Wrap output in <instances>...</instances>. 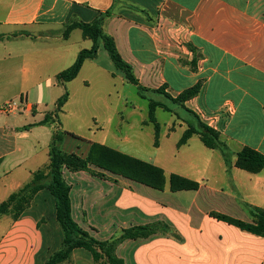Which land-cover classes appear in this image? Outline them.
<instances>
[{
    "label": "crops",
    "instance_id": "0c3cea01",
    "mask_svg": "<svg viewBox=\"0 0 264 264\" xmlns=\"http://www.w3.org/2000/svg\"><path fill=\"white\" fill-rule=\"evenodd\" d=\"M106 11L113 15L105 20L104 31L144 88H163L176 98L198 83L202 87L185 108L179 106L185 114L172 109L180 118L171 112V123L160 125L157 147L149 117L125 132L106 133L98 143L162 168L164 189L108 171L103 178L64 168L73 219L99 241L156 222L166 223L181 237L156 234L125 240L116 251L125 264H264L263 237L211 215L251 223L252 210H264V168L251 173L236 165L244 148L264 155V0H0V204L48 167L50 144L60 131V114L72 100L74 84L89 83L91 76L129 83L103 45L74 80L65 85L56 80L93 42L82 35L72 43L79 29L68 39L46 34L47 29H60L71 20L90 23ZM42 83L50 84L48 89L62 88L60 96L69 94L58 123L40 125L54 110L37 118V108L27 101L31 91L45 89ZM155 95L168 101L163 94ZM12 99L26 104L3 113L1 106ZM188 111L219 133L230 153L228 163L220 149L206 147L198 134L178 146L187 122L199 124ZM66 136L62 150L72 153L65 150ZM92 143L97 142H89L88 154H76L87 158ZM173 174L198 182L199 188L172 191ZM47 222L49 247L43 231ZM0 229V264H38L41 255L46 264L44 253L50 256L62 245L55 202L47 190L35 196L18 220L1 216ZM80 263L94 264L82 248L62 264Z\"/></svg>",
    "mask_w": 264,
    "mask_h": 264
},
{
    "label": "trees",
    "instance_id": "16d2710c",
    "mask_svg": "<svg viewBox=\"0 0 264 264\" xmlns=\"http://www.w3.org/2000/svg\"><path fill=\"white\" fill-rule=\"evenodd\" d=\"M112 15V11H106L100 13L95 20L90 23L71 20L65 24V39H68L74 30L80 29L83 38L91 40L93 45L90 49L82 50L74 64L57 75V83L59 85H65L66 82L74 80L78 76L86 60L97 58L99 48L103 45L116 68L124 73L129 83L138 88L139 94L143 99H148L149 121L156 127L155 146L157 147L159 145L160 124L156 118V110L158 108H163L168 112L175 113L178 118H180V115L167 104L151 98L150 95L163 94L174 105L185 108L186 102L199 94L202 85L198 83L192 88L183 91L176 98L165 93L163 88L155 91L144 88L136 78L132 66L122 58L114 38L104 31L103 24L105 20ZM68 99L69 94L66 91L65 94L58 99L54 111L47 113L40 125L57 123L59 114L68 102ZM188 112L198 119L199 124L197 127L191 122H187L189 128L183 134L178 146L185 145L194 134H198L206 147L210 149H220L228 163L230 153L227 145L221 140L219 133L202 122L196 113L191 111ZM64 136L65 134L59 130L53 135L50 144V163L48 167L34 173L33 180L30 183L13 193L8 200L0 204V217L10 215L12 219L16 221L31 206L37 194L43 190H47L51 194L55 202V219L62 230L63 240L61 248L49 256L46 264H62L69 262L72 258L73 251L79 248L85 249L91 253L94 264H125V261L116 254L118 246L125 240L148 239L156 234L171 235L177 239H181V237L164 222L133 226L123 230L119 237L105 241L97 240L87 230L80 227L72 216V202L70 197L71 185H69L63 177L64 168L70 172L87 171L104 178V173L93 171L92 166H95L101 170L123 175L129 179L160 190H163L165 187L166 177L162 168L98 143L91 144L87 158H83L76 153H67L63 151L61 147ZM236 165L248 172L258 173L264 168V155L251 148H244L241 152L237 153ZM170 182L172 191L197 190L199 188L198 182L174 174L171 176ZM252 214L254 216V221L249 223L227 215L215 212L211 213V215L218 220L227 222L228 224L264 238V210L254 208Z\"/></svg>",
    "mask_w": 264,
    "mask_h": 264
},
{
    "label": "rangeland",
    "instance_id": "374dc122",
    "mask_svg": "<svg viewBox=\"0 0 264 264\" xmlns=\"http://www.w3.org/2000/svg\"><path fill=\"white\" fill-rule=\"evenodd\" d=\"M64 31L65 26L57 30L47 29L46 34H58L64 38ZM81 37L82 31L79 29L73 33L71 42L76 43L78 39H82ZM87 72L85 78L89 77L90 72ZM89 81V83L78 82V84L73 85L72 100L60 114V132L68 134L66 136L68 142L65 146V150L68 152L85 153L90 141L99 143L106 133L115 134L119 130L125 132L131 126L142 124V121L149 117V101L140 96L138 88L133 84L126 83L123 85L119 80L115 82L99 76H91ZM45 84L42 83L41 87H44ZM49 86L50 84H46L45 89L41 93L31 91L27 98L28 103H32L37 108L39 114L37 118L46 111L54 110L55 103L62 96L59 95V92L64 93L62 88L48 89ZM150 96L155 100L164 102L171 109H176L185 114L181 107L178 105L174 106L169 100L167 101L155 94ZM18 100L12 99L11 101ZM24 118L31 119L30 116H22L23 120ZM156 118L161 126L169 125L173 119V114L163 108H159L156 112ZM98 126L102 127L103 130H98ZM123 150L132 152L131 147H125ZM86 154H88V150ZM92 169L95 172H104V170L95 166ZM47 217L51 218L49 215ZM6 221L8 222V220ZM50 227L49 222L46 225L43 224L48 247L52 237ZM2 231L4 230L0 229V234ZM45 255L49 257L46 252L44 253ZM38 264H45L42 255Z\"/></svg>",
    "mask_w": 264,
    "mask_h": 264
},
{
    "label": "built area",
    "instance_id": "2783aa9c",
    "mask_svg": "<svg viewBox=\"0 0 264 264\" xmlns=\"http://www.w3.org/2000/svg\"><path fill=\"white\" fill-rule=\"evenodd\" d=\"M25 104L26 102L23 100L7 102L1 106V111L3 113H13L15 111H19L20 109H22V107H24Z\"/></svg>",
    "mask_w": 264,
    "mask_h": 264
}]
</instances>
